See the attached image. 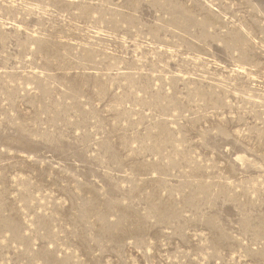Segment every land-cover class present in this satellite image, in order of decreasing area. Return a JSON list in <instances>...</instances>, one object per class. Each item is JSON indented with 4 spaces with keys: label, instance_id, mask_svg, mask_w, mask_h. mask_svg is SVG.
Wrapping results in <instances>:
<instances>
[{
    "label": "rangeland",
    "instance_id": "1",
    "mask_svg": "<svg viewBox=\"0 0 264 264\" xmlns=\"http://www.w3.org/2000/svg\"><path fill=\"white\" fill-rule=\"evenodd\" d=\"M0 264H264V0H0Z\"/></svg>",
    "mask_w": 264,
    "mask_h": 264
}]
</instances>
